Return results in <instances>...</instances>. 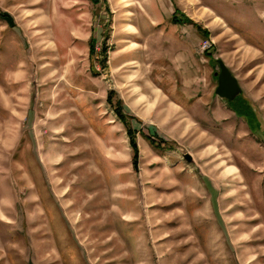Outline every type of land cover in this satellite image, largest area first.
<instances>
[{
	"label": "rangeland",
	"instance_id": "obj_1",
	"mask_svg": "<svg viewBox=\"0 0 264 264\" xmlns=\"http://www.w3.org/2000/svg\"><path fill=\"white\" fill-rule=\"evenodd\" d=\"M0 264H264V11L0 0Z\"/></svg>",
	"mask_w": 264,
	"mask_h": 264
},
{
	"label": "trees",
	"instance_id": "obj_2",
	"mask_svg": "<svg viewBox=\"0 0 264 264\" xmlns=\"http://www.w3.org/2000/svg\"><path fill=\"white\" fill-rule=\"evenodd\" d=\"M177 13L178 11L177 10H174L173 12V16H172V23H188V24H192L190 22V20L186 19L185 17L182 16L181 19H177ZM196 29L201 32V28L198 27L197 25L193 24ZM202 34H203V37L206 38L207 37V32L204 30L202 31ZM106 49L103 47L102 48V52H105ZM208 55H210L209 52H207ZM112 92L109 94L108 96V103L112 104ZM240 95V94H239ZM239 95L232 101H227L228 105L232 108V110L238 115V116H243L246 120H247V123L250 127L251 130H254L256 128V126L253 124L255 122V117H254V114L252 113L251 109H249V107H247L244 102L239 98ZM113 105V104H112ZM114 106V111L117 115V117L119 118L120 121H122L126 127H128L127 129V134L129 136V139H130V145H131V148L133 150V161H134V164H136L137 162V147H136V143H135V134H134V131L131 130L130 128V125L128 124L127 122V119L126 117L123 116L122 114V111H123V107H122V104L120 101H117L115 103ZM164 142L163 141H160L158 142L157 146L159 145H162Z\"/></svg>",
	"mask_w": 264,
	"mask_h": 264
},
{
	"label": "water",
	"instance_id": "obj_3",
	"mask_svg": "<svg viewBox=\"0 0 264 264\" xmlns=\"http://www.w3.org/2000/svg\"><path fill=\"white\" fill-rule=\"evenodd\" d=\"M219 72L215 73L217 77V86L215 95L227 101L234 100L241 92L240 87L234 76L231 75L226 66L218 61Z\"/></svg>",
	"mask_w": 264,
	"mask_h": 264
},
{
	"label": "crops",
	"instance_id": "obj_4",
	"mask_svg": "<svg viewBox=\"0 0 264 264\" xmlns=\"http://www.w3.org/2000/svg\"><path fill=\"white\" fill-rule=\"evenodd\" d=\"M154 1V0H153ZM240 2H249L250 4H252L255 8H257L259 11H264V0H237ZM144 3V2H143ZM141 7H145V8H153L156 7V4L151 3L150 1L145 2V4L140 5ZM177 8H174V10ZM174 12V11H173ZM173 15V13H172Z\"/></svg>",
	"mask_w": 264,
	"mask_h": 264
},
{
	"label": "built area",
	"instance_id": "obj_5",
	"mask_svg": "<svg viewBox=\"0 0 264 264\" xmlns=\"http://www.w3.org/2000/svg\"><path fill=\"white\" fill-rule=\"evenodd\" d=\"M207 44V43H206Z\"/></svg>",
	"mask_w": 264,
	"mask_h": 264
}]
</instances>
